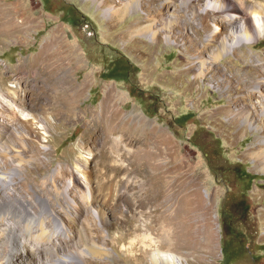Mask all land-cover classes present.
I'll return each mask as SVG.
<instances>
[{
    "label": "rangeland",
    "instance_id": "obj_1",
    "mask_svg": "<svg viewBox=\"0 0 264 264\" xmlns=\"http://www.w3.org/2000/svg\"><path fill=\"white\" fill-rule=\"evenodd\" d=\"M223 3L230 15L245 18L235 35L227 16L210 8ZM262 5L0 0V97L35 120L33 131L13 133L41 150V180L62 173L66 183L71 174L90 183L98 203L89 215L103 214L95 226L110 240L107 264H151L163 253L182 264H225L222 244L239 237L246 246L235 255V247L227 248L233 258L226 264H264V71L258 68L264 34L252 24L253 15H264ZM243 33L246 39L228 52ZM121 55L134 67L129 81L107 77ZM40 83L41 100L33 103ZM132 83L143 96L159 95L154 116L131 96ZM124 133L140 135L143 146L131 155L135 173L118 175L104 157L108 138ZM122 160L129 164L126 152ZM225 214L239 237L225 238Z\"/></svg>",
    "mask_w": 264,
    "mask_h": 264
},
{
    "label": "bare ground",
    "instance_id": "obj_2",
    "mask_svg": "<svg viewBox=\"0 0 264 264\" xmlns=\"http://www.w3.org/2000/svg\"><path fill=\"white\" fill-rule=\"evenodd\" d=\"M207 4L209 2L206 1L205 5ZM262 7L264 9L263 5ZM210 8L213 13L227 16L225 22L228 31L235 35L237 30H241L240 24H244L245 18L239 14L230 15L228 3L222 7L212 5ZM253 17L256 20L252 24L256 27L257 35L261 36L264 34V26L261 25L264 15L255 14ZM217 24L214 35L220 34L219 25H223L221 22ZM247 36L246 33L234 36V46H226L228 52L233 51L236 44ZM258 68L264 71V63L261 62ZM31 74L32 72L27 71L22 78L30 79ZM33 75L36 81L41 78V74L33 73ZM260 86L264 88V80H260ZM32 90L34 93L31 100L33 103H38L43 90L41 83L35 84ZM12 104L11 100L1 94L0 264H107L104 258L108 251L104 246L110 240L102 235L101 228L95 226L98 221L103 224V214L98 209H94L96 213L93 218L96 219H92L89 215V209L95 208L98 203V199H94L90 183L83 185L84 181L80 182L73 174L70 182L66 183L62 173L41 180V150L37 149L29 139L24 140L13 133V130L20 128L27 132L33 131L35 120L31 122L33 117L19 109L23 108L22 105L18 108ZM40 128L44 129L43 125H40ZM142 140L140 135L125 133L108 138L104 159L107 164L110 159V171H117L118 175L135 173L131 155L138 147L143 146ZM125 152L126 158H129L127 165L122 160ZM77 169L80 170V167ZM78 176L88 180L84 173ZM113 177L112 175L108 179ZM102 188L103 185L100 189ZM41 199L44 200V204ZM59 214H66L68 220L62 221ZM87 217L89 219H86ZM147 238L151 243L150 233L147 234ZM129 251L133 252L132 246ZM158 262L182 264L180 258L171 253L152 256L151 264Z\"/></svg>",
    "mask_w": 264,
    "mask_h": 264
},
{
    "label": "trees",
    "instance_id": "obj_3",
    "mask_svg": "<svg viewBox=\"0 0 264 264\" xmlns=\"http://www.w3.org/2000/svg\"><path fill=\"white\" fill-rule=\"evenodd\" d=\"M134 70V67L131 65V63L129 62V60L127 58H125L124 55H121L117 62L115 63V65L111 68V70H109V72H107V77L109 79H118V78H122L124 79V81H129L130 80V76H133L134 74H132L131 72ZM130 93L131 96L140 100L141 104L144 106V110L146 111L147 114H149V116H154L156 114V110L154 108V110H152V106H156L158 104V102L160 101L158 99L159 95L152 93V92H148L146 96H143L144 90L142 88H140L136 83H132L131 87H130ZM179 119H182L183 121H187L188 116L187 115H182ZM236 173V172H235ZM239 176L242 177V180L247 182V183H251L252 180L254 179V177L252 175L247 174L242 168H237V173ZM231 217V216H230ZM229 215L225 214V216L222 218V221L224 222L223 224V229L225 230V238L228 237H239V233H236L232 230V228L230 229V225H229ZM245 243L242 242L241 237L235 239L234 243L232 241H229V243L227 244H222V252H223V261L226 264L227 262H230L231 255H235L236 251L240 250H244ZM235 247L236 249L231 251V255L229 257V253H227V248H233ZM234 249V248H233Z\"/></svg>",
    "mask_w": 264,
    "mask_h": 264
}]
</instances>
